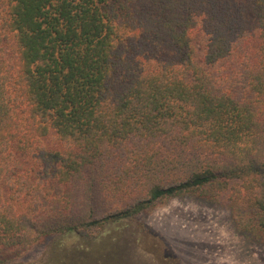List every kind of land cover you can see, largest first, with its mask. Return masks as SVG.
I'll return each mask as SVG.
<instances>
[{"label":"trees","instance_id":"1","mask_svg":"<svg viewBox=\"0 0 264 264\" xmlns=\"http://www.w3.org/2000/svg\"><path fill=\"white\" fill-rule=\"evenodd\" d=\"M225 193L264 241V0H0V264H116L145 210Z\"/></svg>","mask_w":264,"mask_h":264},{"label":"rangeland","instance_id":"2","mask_svg":"<svg viewBox=\"0 0 264 264\" xmlns=\"http://www.w3.org/2000/svg\"><path fill=\"white\" fill-rule=\"evenodd\" d=\"M24 161L25 166L33 164L30 155ZM243 203L225 193L213 201L183 196L150 207L133 220L132 229L116 246L120 249V260L114 261L116 264H264V241L251 235L243 223L237 224L238 207ZM76 235H69L66 242L69 245L76 242L79 239ZM136 235L143 240L135 241ZM102 242L100 237L90 238L86 245L93 249ZM57 244L58 239L37 245L14 264H46L54 250H59ZM107 244L105 241L104 246Z\"/></svg>","mask_w":264,"mask_h":264}]
</instances>
